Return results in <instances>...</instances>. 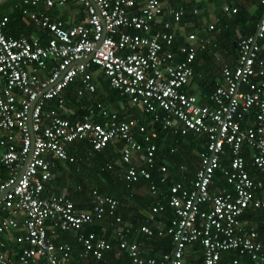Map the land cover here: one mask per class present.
Returning a JSON list of instances; mask_svg holds the SVG:
<instances>
[{
	"label": "built area",
	"instance_id": "built-area-1",
	"mask_svg": "<svg viewBox=\"0 0 264 264\" xmlns=\"http://www.w3.org/2000/svg\"><path fill=\"white\" fill-rule=\"evenodd\" d=\"M19 1L52 8L67 0ZM76 1L84 17L69 25L44 12L28 13L51 34L43 44L35 36L6 35L8 17L0 13V264L39 259L42 264H63L72 246L56 240L62 231L79 245L78 258L100 259L111 248L110 240L86 228L103 219L111 220L116 252H125L128 264H186L183 252L190 243L201 247L200 264H264V244L255 226L240 218L247 208L264 209V59L259 56L264 0H259L262 12L253 32L236 39L234 65L220 67L221 80L207 96L208 103L184 86L192 77L196 51L214 43L190 33L173 45L172 25L183 14L181 5L163 7V0ZM223 10L230 9L223 5ZM163 15L170 20H162ZM91 65L120 97L159 120L162 129L205 136L193 178L183 176L184 165H179L180 179L165 186L168 173L156 162L154 131L139 125L136 137L129 121L100 102L88 105L79 118L65 107L70 83H77V97L96 89ZM50 102L54 104L48 106ZM80 141L93 151L121 143L118 159L105 168L123 165L122 179L129 186L148 181L154 201L146 217L154 228L143 224L139 231L169 237L168 251L158 258L141 256L137 243L128 240L130 225L117 212L119 201L95 187L87 189L90 205L84 209L75 206L66 190L46 192L56 162L76 163L67 148ZM140 153L141 160L131 161ZM152 168L160 172L157 182L151 181ZM159 187H167V206L158 197ZM167 209L171 216L161 225L156 217ZM233 251L238 255L229 256Z\"/></svg>",
	"mask_w": 264,
	"mask_h": 264
},
{
	"label": "crops",
	"instance_id": "crops-1",
	"mask_svg": "<svg viewBox=\"0 0 264 264\" xmlns=\"http://www.w3.org/2000/svg\"><path fill=\"white\" fill-rule=\"evenodd\" d=\"M162 4L163 7H167L169 5H181L183 7V14L180 17V20L176 25H172V30L174 32V46L177 45L175 44V42L178 44L183 43L186 35L190 33L195 35V39L208 37L214 43V45L207 46L206 49H198L196 51L195 63L193 68L195 77L192 76L190 81L186 85L187 92L195 94L197 96V99L201 101L202 96L200 95L201 92H203L202 88L204 86H207L210 90H212L214 86L221 80L220 67L223 64H227L230 67L234 65L236 56V39L239 36H243L253 32L252 31L248 33L250 28H255V24L262 12V6L260 5L259 0H163ZM223 5H227L229 9L233 8L235 9V11H224ZM29 12H33L36 15L44 12L49 16L51 20L58 19L62 21L64 25L79 22L83 20L84 17L83 8L76 0H67L63 6L52 8H45L42 3L30 6L22 5L19 0H1V14L7 15V17L11 13L21 16V19L15 22V25H18L19 33L17 35H13L10 33L5 34L12 37L35 36L42 44L45 43V41L51 36L50 32L47 29L41 28L35 21H33L28 15ZM161 19L168 21L170 20L167 15H163ZM21 20L23 21L22 25H20ZM209 24L213 25V29H208ZM7 27L8 21L5 27V32H7L8 30ZM41 34L44 36L43 42L40 38ZM261 43L262 44L259 56L264 59V41H261ZM92 71L96 89L93 92H85L81 97H77L74 92V87L76 86H73L71 88L72 94L70 99H65V107L71 109L74 112H77V118H79L80 113L84 111L88 105H93L96 102H100L106 108L117 111L118 118L119 116H121L124 117L123 120L129 121L136 137H138L137 127L139 125L144 126L146 130L154 131L156 136L153 141L156 145V154L159 165H165L168 173V168L175 164L177 168L174 173H177L178 176H181V173L178 171V166L184 165L185 170L183 176L188 177L185 174L187 168L191 165L193 166V163H195L193 154H196L198 156V153L203 149L204 141L200 142L199 139L192 140L184 138L185 136L174 133L172 127L162 129L159 120L154 119L151 113H147L149 117H145V112L139 107L133 106L135 107L133 111L127 112V107L132 106L127 101H125L127 102L126 104L125 102L120 103V99L112 100L108 98L107 101H100L98 99V95L100 94V90L102 89V87L100 89V83L101 80L105 79V77L103 73H101L97 69V67ZM74 84L77 85V83ZM208 90L206 91L208 92ZM101 93L103 92L101 91ZM103 94H101V97ZM123 99L126 100L125 98ZM66 102L68 104H66ZM53 104V102H50L48 103V106H52ZM117 143L120 142H115L113 145H110L116 147ZM170 149H172L173 151H171ZM198 149L200 150L198 151ZM171 155L172 158L176 160V162L171 159ZM141 159V153L136 155L134 154L131 161L135 162ZM196 164L197 162L195 163V165ZM123 167V165H120L119 171ZM70 172L71 171L69 164L56 162L53 169L54 177L51 178L46 184V192H60L65 190L69 192L68 188H72L73 190L76 189V183L74 182V180H71L72 182L70 185L67 184V180L68 178H70ZM156 172L158 171L156 170ZM58 179L60 180L58 181ZM83 181L93 182L94 180L92 179V177L90 179V177L87 178V176H85L83 178ZM131 193L132 196L126 195L125 197H122L121 202H119L118 211L121 218L130 225L131 234L128 235V240H132L137 243L139 253L143 257H147L155 252L162 253L168 251L171 248L170 242L167 243L165 250L163 251L159 246V243L156 242L157 240L152 239L150 236L143 237L139 233V227L143 224L149 225L152 229L154 228L153 223H150V221L146 217V213L148 211V208H146V206L151 202L150 198L154 199L148 194L147 186L138 185L132 189ZM70 196L77 208L84 209L89 207L90 202L87 196V190L80 194L77 198H73L71 194ZM137 197L139 198V201L135 200ZM164 213L156 217V221H159L161 225L166 224V221H168V219L164 216ZM142 216H145V219ZM110 223V219L96 221V233L98 235L102 234L105 238L111 240V238L113 237L112 226L110 225ZM253 225L256 226L257 224ZM60 233L61 232L58 233V237L56 240L68 241L72 246L70 256L66 261L63 262V264H93V262H91L92 260H89V258L80 259L77 257L79 245L75 242L72 234L68 233L62 235L61 237ZM155 237L160 238L157 236ZM113 240L115 239L113 238ZM116 250L113 254V257L109 258L106 264H111V262L115 261V258L127 257L125 252H116ZM12 258L13 260L16 259L14 254H12ZM183 261L186 264H200L201 247L197 243H190L186 245L183 252ZM41 262L42 261L39 259L31 264H42Z\"/></svg>",
	"mask_w": 264,
	"mask_h": 264
},
{
	"label": "trees",
	"instance_id": "trees-1",
	"mask_svg": "<svg viewBox=\"0 0 264 264\" xmlns=\"http://www.w3.org/2000/svg\"><path fill=\"white\" fill-rule=\"evenodd\" d=\"M21 16H19L18 14H10L8 15V30L7 32H5L6 34H13V35H17L19 33V28H18V25H15V22H17V20L19 21V19ZM16 20V21H15ZM23 24V21L21 20L20 21V25ZM253 28H250V30L248 31L249 32H252L253 31ZM6 31V30H5ZM243 32V30H242ZM42 42H43V38L44 36L41 34L40 36ZM175 44H178L175 42ZM194 63H195V59L193 60L192 62V69L194 68ZM90 70H94L96 69V66L95 65H91L89 67ZM194 70V69H193ZM192 76L195 77V74H194V71H193V74ZM74 85V83H70L66 88H65V91H64V99L66 100H69L70 97H71V88L72 86ZM102 87V89H101ZM100 94L98 95V99L100 101L102 100H108L109 99H120V103H123L125 102L126 100L123 99V97H120L118 95V91L115 90V89H112L110 88L109 86H107V81L105 79L101 80V83H100ZM184 89L186 90V86H184ZM209 88L207 86H204L202 88V91L201 92V95L202 96V101L203 102H207V96L209 95V93L212 91V90H208ZM208 90V92L206 91ZM101 91L103 93H101ZM187 91V90H186ZM207 93H206V92ZM206 94H205V93ZM101 94L102 97H101ZM205 94V95H204ZM205 96V97H204ZM127 102H125L126 104ZM66 104H68L66 102ZM128 110L127 112H131L133 111V109L135 107L133 106H128L127 107ZM122 110V109H121ZM145 114V117H149V115L147 113H144ZM126 117V116H125ZM119 118L123 119L124 117H121L119 116ZM72 119L74 120L75 117H72ZM184 138H187V139H192V140H195V139H199V141L203 142L205 140V136L204 135H199V134H187L185 135ZM120 146V143H117L116 144V147ZM116 147H113L111 145H108L106 146L105 148H103L102 150L100 151H93L91 150V147L90 145L85 142V141H80V142H74V143H71L68 145V152L69 153H73L75 155V157L77 158V161L76 163L74 164H69L70 165V178L72 180H74V182L76 183V185L79 186V189H72V188H68V191L69 193L73 196V198H77L79 197L80 194H82L84 191H86V185L83 181V174L85 173L84 170H82L81 168L85 169L89 174L90 176L93 178V176L95 178H97V180L95 181L96 182V185H95V188L102 192V193H105V194H108L112 197H115L119 202H121L122 200V197H125L126 195L129 196L130 195V192L132 191V187H136V186H140V185H145V186H148V181H145V180H142L134 185H126L125 182L123 181L122 179V169L119 171V166H113L112 169H107L105 168V165L106 163L110 162V161H115L118 159V151L117 149L119 148H116ZM115 149V150H114ZM200 149H198L199 151ZM158 152V151H157ZM246 153H244L245 155ZM245 157V160H246V166L248 168V170L250 171V173H253V169L249 166L248 164V157L247 155L244 156ZM171 159L173 161L176 162V160H174V158H172V155H171ZM193 159L195 160V163L197 162V159H198V156L196 154H193ZM89 160V162L91 163V166H86V161ZM193 160V162H194ZM81 161L82 164H79L78 162ZM83 161V162H82ZM156 162L157 164H159V161H158V158H157V154H156ZM195 163H193V166H189L187 168V171H186V175L188 176L187 178H193V174H194V169L196 167ZM82 165V166H80ZM78 167V169L76 170V168ZM103 168V169H101ZM176 168L177 166L174 164L172 165L171 167L168 168V179L166 181V184L165 186H168L172 181H176V180H179L180 179V176H178L177 173H174L176 171ZM192 168V169H191ZM156 168H152L151 169V181L153 182H157V179H158V174L159 172H156L155 171ZM82 170V171H81ZM95 172V173H94ZM114 173L113 176L110 175L109 173ZM119 172V173H118ZM215 175H216V178L218 177V172L215 171ZM99 176V177H97ZM60 179H58L59 181ZM94 182V181H93ZM219 182V180H218ZM94 187V186H92ZM131 187V188H130ZM161 189V193H160V196L159 199L162 201V203H164L166 206H167V202H166V196L168 194L167 192V187H159ZM132 196V194H131ZM139 198L137 197L135 200H138ZM151 202L149 204H147L146 208H150V205L152 203V201L154 199H151ZM139 201V200H138ZM119 211V205L117 207V212ZM164 216L168 219L170 216H171V213H170V210L167 209L166 213H164ZM144 219H145V216H142ZM243 220H246L248 221L247 222V226H249L250 224H257L255 226V229L258 233V237L259 239L261 240V242L264 244V209H251V208H247L245 209L244 213L241 215V217ZM167 222V221H166ZM86 230H93L95 233L97 232L96 231V224L94 223L92 226L90 227H87ZM140 235L143 236V237H147L144 233L140 232ZM61 237L62 235H65V234H68L67 232L65 231H62L61 233ZM128 234H131V229H130V232ZM152 239H155L157 240L156 242L159 243V246L162 248V250L164 251L165 250V247L167 245V243H169V237H160V238H156L155 235L153 236H150ZM149 239V238H147ZM159 239V240H158ZM110 240V239H109ZM110 243H111V248L106 251V253H104V255L100 258V259H93V258H89V260H92L91 262H93V264H106V262L109 260V258L113 257V254L116 250V247H117V241L116 240H113V238H111L110 240ZM114 243V244H113ZM157 247V245H156ZM161 253H158V252H155V253H152L151 255L154 256L155 258H158L159 255ZM237 252L236 251H233L229 254V256H237ZM222 257H223V254H222ZM241 258V261L242 263H245L247 261V258L245 256L243 257H240ZM115 261L111 262V264H128V258L125 257V258H115L114 259ZM110 264V263H108Z\"/></svg>",
	"mask_w": 264,
	"mask_h": 264
},
{
	"label": "rangeland",
	"instance_id": "rangeland-1",
	"mask_svg": "<svg viewBox=\"0 0 264 264\" xmlns=\"http://www.w3.org/2000/svg\"><path fill=\"white\" fill-rule=\"evenodd\" d=\"M230 11H231V9H230ZM232 12H234V11H232ZM178 152H179V150H178ZM82 162H83V161H82ZM78 163H79V164H82L81 161H79ZM86 163H87L86 166L89 165V166L93 167V166L91 165V163L89 162V160H87ZM80 166H82V165H80ZM116 167H117V166H116ZM117 168H119V167H117ZM81 169L84 170V172H85V173L83 174V176H84V177L87 176V178L90 177V179H91L90 174H89L85 169H83V168H81ZM82 170H81V171H82ZM94 173H95V172H94ZM109 174L113 176L114 173H111V172H110ZM70 177H71V176H70ZM97 177H99V176H97ZM92 179L94 180V182H88L89 179H88V181H84V183H85L87 189L90 188V187H92V186L95 187V185H96V182H95V181L97 180V178H95V177L93 176ZM71 180H72L71 178H68V180H67V184L70 185L71 182H72ZM87 189H86V190H87Z\"/></svg>",
	"mask_w": 264,
	"mask_h": 264
},
{
	"label": "water",
	"instance_id": "water-1",
	"mask_svg": "<svg viewBox=\"0 0 264 264\" xmlns=\"http://www.w3.org/2000/svg\"><path fill=\"white\" fill-rule=\"evenodd\" d=\"M87 59V58H86ZM29 122V121H28Z\"/></svg>",
	"mask_w": 264,
	"mask_h": 264
},
{
	"label": "bare ground",
	"instance_id": "bare-ground-1",
	"mask_svg": "<svg viewBox=\"0 0 264 264\" xmlns=\"http://www.w3.org/2000/svg\"><path fill=\"white\" fill-rule=\"evenodd\" d=\"M246 155V154H245Z\"/></svg>",
	"mask_w": 264,
	"mask_h": 264
}]
</instances>
